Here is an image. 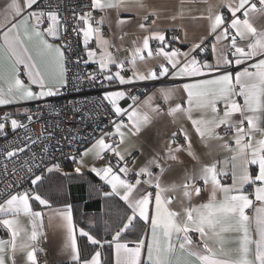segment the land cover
<instances>
[{
	"label": "snow or ice",
	"instance_id": "1",
	"mask_svg": "<svg viewBox=\"0 0 264 264\" xmlns=\"http://www.w3.org/2000/svg\"><path fill=\"white\" fill-rule=\"evenodd\" d=\"M130 2L144 7L140 0H90V4L85 6L89 10L73 11L75 23L72 31L82 36L88 57L84 63L93 61L98 64V71L91 73L89 79L94 81L99 74L109 83L118 81L120 85H128L133 81L188 78V82L179 89H158L166 103L177 90L186 93L182 103L169 104L167 114L174 121L180 114L186 115L201 142L218 141V147L227 155L223 160L203 164L195 174L186 173L182 184L164 187L161 184L164 164L178 161L181 152H187L198 160L189 132L183 127L178 128L166 142L163 157L157 154L138 169L130 167L127 157L131 154L127 150L122 151L120 145L125 142L128 133H139L151 123L153 115L163 114V109L160 105H152L151 96L140 104L136 96L123 89L105 91L103 100L111 105V111L115 114L111 121L113 131L102 133L91 147L81 153L80 159L72 157V160L77 165L74 168L77 174L86 166L84 156L102 159L110 155L116 160L115 164L108 162L101 167L93 166L90 171L110 187L109 192L103 193L105 197H118L124 202L126 219L122 220L123 226L111 235L110 240L97 239L83 228L79 229L80 236L86 237L92 245L111 248L115 264H264V32H258L250 23L251 14L264 13V0H258L259 7L253 0H220V5L216 6L220 10L214 12L210 6L207 37H202L187 52L171 47L179 37L168 39L166 30L153 31L147 23L148 16H144L139 28L149 34L143 37L142 44L129 51L127 64L132 76L125 77L121 74L125 61H118L109 51L113 45L105 39L101 25L106 22L109 9L130 10ZM224 8L230 15L224 14ZM0 10L5 13L6 21V30L0 31V105L55 95L58 91L55 84L63 86L66 83L63 49L67 42L55 43L62 40L68 28L59 5L49 2L40 6L38 0H23V4L20 0H4ZM94 10L104 13L95 21V26ZM8 17H11V21H8ZM124 22L123 19L117 21L118 24ZM7 23H11V26L7 27ZM152 24H155V20ZM208 38L213 41L211 51L216 61L214 64L198 58L200 53L207 50ZM238 38L249 42L241 46ZM92 40H95L96 48L90 46ZM156 41L159 44L150 47V42ZM153 58H159L157 63L146 73L140 71L137 63L146 64ZM233 64L241 66V70L234 74L225 67ZM111 65L116 67L115 72L111 71ZM21 72L27 76V84L21 79ZM32 85L40 90L33 91ZM126 97H130L132 103L125 108L120 102ZM194 111L201 113L199 119H193ZM237 114L239 120L234 119ZM28 119L32 117L28 116ZM11 127L17 129L25 125L11 119ZM222 127L230 133L227 139L218 132ZM4 130L5 123H0V132ZM256 133H260L259 138ZM179 136L183 137V144L177 142ZM23 151L24 148H14L4 155L13 157ZM131 163L135 165L136 161L132 160ZM250 165L256 167L255 174L250 171ZM154 168L159 172H154ZM28 171L31 172L32 168L29 167ZM45 171L61 172L62 169L59 163H52ZM229 174L231 184L223 183ZM41 180L42 176L37 175L31 184L37 185ZM201 181L205 189L210 187L212 195L206 203L193 206L190 202L194 195H200ZM246 186L253 191L247 192ZM150 188H154L155 192L149 191ZM177 188L183 189V195L189 201L182 217L169 207L172 200L166 195ZM217 192L222 194L219 200L216 198ZM33 200L41 206L49 203L32 189L14 192L0 203V225L10 235L8 240L0 239V264H6L5 254L15 264L18 251L26 253L27 264H38L37 252L42 250L37 248L35 242L43 227V213L33 210ZM251 208H254V214L249 216L246 209ZM20 215L31 219L30 233L21 227L17 219ZM55 217L60 221L58 226L66 230L65 249L75 264H101L99 248L91 254L90 259L81 261L71 205L58 210ZM53 219L50 215V225ZM140 221L145 225V235L133 241L124 240L123 235L127 230ZM253 224L255 237L251 230ZM225 232L238 234L235 255L223 247ZM192 233L199 235V242L193 241ZM211 241H216L219 247H213Z\"/></svg>",
	"mask_w": 264,
	"mask_h": 264
},
{
	"label": "crops",
	"instance_id": "2",
	"mask_svg": "<svg viewBox=\"0 0 264 264\" xmlns=\"http://www.w3.org/2000/svg\"><path fill=\"white\" fill-rule=\"evenodd\" d=\"M20 2L21 4H23V0H20ZM253 2H255V0H253ZM140 3L144 5L143 8L138 7L134 2H130L128 5V8L130 10L115 9V8L109 9L107 11V20L103 25H101L102 33L105 39H108L113 45L109 49V51L113 53V55L116 57L118 61L120 60L125 61L127 72L125 74L121 73L125 77L132 76L130 65L127 64V60L129 58V51L133 49L135 46H139L140 44H142L143 37L149 34L148 32H145L144 30L139 28L140 23L144 22L143 20L144 16L146 15L148 16L147 23L151 25L153 31L166 30L165 35L166 38L168 39L171 38L170 32L174 28H180L183 43L177 46H174V44L172 43L171 47L180 48L182 51L186 52L193 44L200 42L202 37H207V29L209 23L207 20V16L209 15L210 6H212L213 12L220 10L218 7H216L220 5V0H140ZM3 4H4V0H0V9L3 8ZM257 7H259V3H257ZM223 12L225 15H230L227 12L226 8L223 9ZM102 15H104V13L100 12L99 15H97L96 17V20L93 19L94 26H95V21L99 20ZM92 16H93V12H92ZM121 19H123L125 22L123 24H118L117 21ZM153 20H155V24H152ZM8 21H11V17H8ZM250 23L258 32H264V13L257 12L251 14ZM5 24H6L5 13L2 10H0V31L6 30V28L4 27ZM10 26L11 23H7V27ZM44 26L46 27L47 25L45 24ZM208 40H210L212 44L213 42L212 39L208 38ZM248 42L249 41H241L238 38V43L241 46L246 45ZM0 43H2V41H0ZM55 43L59 44L61 43V41L56 40ZM80 44L85 49V46L82 42V36H80ZM89 44L92 48H96L95 40L90 41ZM158 44H159L158 41L150 42V47L154 48L153 45H155L156 47ZM158 59L159 58L149 59L146 64L138 62L137 67L140 69V71L146 73L149 68H151L153 65L157 63ZM200 59L207 60L209 63H213V64L216 62L215 57L212 54V51H210V53L204 55ZM86 60H88V57L85 50L83 62ZM85 64L98 68V64L93 61H89L88 63ZM20 67L21 69L23 68L22 65ZM110 67L112 72H115L117 70L114 65H111ZM225 67H227L228 70L232 71L233 74L236 71L241 70V66H237L235 64ZM205 78H210V77H205ZM21 79L26 84L28 83L27 76L23 75V72H21ZM64 80H65V72H64ZM114 82L115 85L107 88L105 91H113L118 89L125 90L124 85H120L118 81H114ZM133 82H139V81H133ZM185 82H188V78L177 79V80L173 79L172 81L160 84L159 86L152 89L144 96L140 97L137 101L140 104H143V102L149 96L152 97L151 103L153 106L155 105L161 106V104L164 103L165 108L161 106V108L163 109V114L159 116L153 115L151 123L145 126L144 128H142L141 131L136 135H132L131 133H128V135L125 138V142L120 145L122 151L127 150V152L131 154L130 156H128L130 157L131 161L132 160L136 161L135 165H132V163H130L129 166L138 169L139 167L144 166V164L149 159L157 156V154H159L160 157H163L166 148V142L170 139L171 133L177 131V129L180 127L186 129L191 136L193 143V151L196 153L198 160L193 159V157L189 156L187 152H181L178 154L179 155L178 161L170 162L169 164H164L163 166L165 167V172L161 176V184L164 187H171L172 185L182 184L186 173L195 174L199 171L200 167L203 164L212 163L217 159L223 160L224 157L227 155V153H225L218 147V143H219L218 141L212 140L209 141L207 144L201 142L200 138L195 133L192 127L191 121L187 118L186 115L180 114L174 121V118L167 114V109L169 104L174 105L175 103H182V98L186 99V93H184L182 90H177L173 94L172 99L166 103L160 97L158 89L162 87L179 89L180 86ZM57 86H60V84H55V88ZM4 87H6V85H4ZM32 89L33 91L40 90L36 85H32ZM46 97L49 96L40 97L31 100H20L7 105H0V112H2L3 110H7L13 115L21 114L27 110V107L30 103L44 99ZM131 103L132 100L129 99L128 97H126L124 100L120 102L121 106L125 108ZM184 107H187V105L184 104ZM200 116L201 113L199 112L194 111L192 113L193 119H199ZM234 119L239 120V115L237 114L234 117ZM245 127H247V122H245ZM229 135L230 133L224 134L222 136H224L225 139H227ZM256 136L257 138H259L260 133H256ZM94 141L87 144L77 155L76 158L80 159L81 153H83L85 149L91 147ZM83 159L86 166L82 168V172L80 174L88 172L90 175L95 176V178H97L98 181L99 177H97L93 172H91L90 168L93 166L101 167L103 166V164L100 162L99 159H95L91 155L84 156ZM70 160L72 161V159ZM60 166L62 171L57 173L77 174L74 172V168L77 167V165L73 161L71 162V165H69L68 168L63 164ZM249 167H250V171L253 174H255L256 167L251 165ZM153 171L158 173L159 169L154 168ZM222 182L231 184V175L229 174L227 178L224 179ZM103 184L104 186L100 188V190H98L99 192L98 196L101 197V201H102V206H101L102 208L99 212H94V211L84 212L81 204H74L71 202L69 198L64 196H61L60 198L58 195L56 196L55 193L46 194L43 191L42 188L43 185H39L38 182L37 185H33L32 190L40 194L44 199L48 200L49 202L47 206H41L37 201L34 200L31 201L33 210L41 211L43 213V218H42L43 227L40 229V235L38 236V239L35 242L37 248L42 250L38 252L47 254L52 262H56L60 264H75V261H73L71 255L65 249V243L67 240L66 230L58 226L60 224V221L57 217H55V214L57 213L58 210L63 209L66 205H71L72 213H73V222L77 228L76 238H77V245H78L81 261L85 259H90L91 254L94 253L99 248V250L101 251V264H115V255L111 248H109L107 245H104L103 248H100L98 245H92L89 243L86 237H82L79 234V229L83 228L85 229V231L90 232V234L95 236L97 239L110 240L111 235L114 234V232L118 230L119 227L123 226L122 221L120 222L117 221V219H114V217L110 215L111 213H109V210L110 208H112V205L115 206L112 201H115L117 199L119 200V198L116 197L117 199H115L113 197H105L103 193L109 192L110 187L107 186L104 182ZM86 185L89 194L92 189L90 185L92 184L87 181ZM199 186L201 187L202 191L199 196L194 195L192 197L190 203L193 206L206 203L212 195L210 187L205 189L202 181L199 182ZM149 191H152L154 193L155 189L150 188ZM246 191L251 193L253 189L251 187L246 186ZM166 195L170 197L172 200L169 207L173 211L180 213L182 217L184 208L189 206V201L183 195V189L177 188L175 191L166 193ZM216 198L218 200L221 199L222 194L217 192ZM252 198L254 199V197ZM119 201L126 209V205L124 204V202L121 200ZM246 212L249 216H252L254 214V208L246 209ZM50 215L54 217L53 223L51 225L49 224ZM122 218L126 219L125 211L122 215ZM17 219L19 220L21 227H23L27 232L30 233L32 228L31 219L24 215H20ZM80 220L81 222L83 220L84 223H80ZM37 223L39 225L40 222L38 221ZM251 230L253 232V236L255 237L254 224L252 225ZM144 235H145V225L142 221H140L135 223L133 227L127 230V232L123 235V239L128 241H133ZM191 235L194 242H199L198 234L192 233ZM237 236L238 234L235 232L223 233V241H224L223 247L225 248L226 251L231 250L233 255L236 254L235 250L238 247ZM9 238L10 235L7 229H5L2 225H0V239L8 240ZM21 238H23V234ZM210 243L212 244L213 247H219V244H217L216 241H211ZM129 246L132 245L130 244ZM5 260H6V264H12V261L8 259L7 254H5ZM15 264H27L26 253L18 251L15 254Z\"/></svg>",
	"mask_w": 264,
	"mask_h": 264
},
{
	"label": "built area",
	"instance_id": "3",
	"mask_svg": "<svg viewBox=\"0 0 264 264\" xmlns=\"http://www.w3.org/2000/svg\"><path fill=\"white\" fill-rule=\"evenodd\" d=\"M49 2L59 5L61 15L68 24L67 32L60 40L61 43L67 42L63 49L66 58V83L56 87L58 91L55 95L30 103L24 113L13 115L7 110L0 112V123H5V130L0 132V203L14 192L32 189L31 180L37 175H41L42 180L45 179L48 173L45 169L52 163L62 165L72 157H77L87 144L99 138L102 133L113 131L111 121L115 114L111 111V105L103 100V93L114 86L115 82L109 83L99 74L94 81L89 79V75L96 73L98 68L83 62L85 49L80 44V36L72 31L75 23L72 19L73 11L89 10L85 6L90 4V0H38L40 6ZM255 2L258 3V0ZM99 13V10L93 11L94 20ZM170 33V37H179L173 42L174 46L183 43L180 28H174ZM207 43L208 48L199 54V59L210 53V40ZM126 72L125 65L121 73ZM172 80L168 77L159 81H139L124 87L131 96L139 99L160 84ZM161 106L165 108L164 103ZM28 116L32 119L29 120ZM12 117L25 127L12 129ZM124 119L126 122V117ZM218 132L220 135L229 134L223 127ZM177 142L184 143L183 137L179 136ZM25 144L28 145L27 148L24 147ZM14 148H24V151L13 157L4 155ZM127 159L130 165V157ZM99 160L103 165L108 162L116 163L110 155ZM29 167L32 168L31 172L28 171ZM103 186V181L99 179L96 187ZM37 260L39 264H60L52 262L47 254L41 252H38Z\"/></svg>",
	"mask_w": 264,
	"mask_h": 264
},
{
	"label": "trees",
	"instance_id": "4",
	"mask_svg": "<svg viewBox=\"0 0 264 264\" xmlns=\"http://www.w3.org/2000/svg\"><path fill=\"white\" fill-rule=\"evenodd\" d=\"M73 161V160H72ZM70 159L63 163L64 166L69 167L72 162ZM90 182L91 192L88 194L87 185L86 183ZM97 178L95 176L90 175L87 173L78 174H68L64 175L62 173H57L56 171L48 173L46 178L39 181V185H43V191L47 194H54L59 196L67 197L71 200L74 204H81L82 209L84 212L86 211H94L99 212L101 210L102 201L101 197L98 196L100 188L96 187ZM93 194V195H92ZM117 199V198H115ZM115 206L112 205L110 208L109 213L117 219V221H122V215L124 213V206L122 203L117 199L112 201ZM111 202V203H112ZM119 207V208H118ZM82 218V217H80ZM80 223H84L83 220Z\"/></svg>",
	"mask_w": 264,
	"mask_h": 264
},
{
	"label": "rangeland",
	"instance_id": "5",
	"mask_svg": "<svg viewBox=\"0 0 264 264\" xmlns=\"http://www.w3.org/2000/svg\"><path fill=\"white\" fill-rule=\"evenodd\" d=\"M12 119H15V117H12Z\"/></svg>",
	"mask_w": 264,
	"mask_h": 264
}]
</instances>
